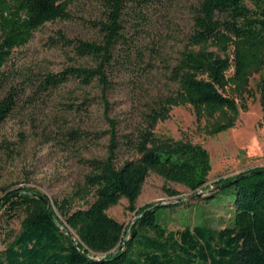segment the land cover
Listing matches in <instances>:
<instances>
[{"label":"trees","instance_id":"1","mask_svg":"<svg viewBox=\"0 0 264 264\" xmlns=\"http://www.w3.org/2000/svg\"><path fill=\"white\" fill-rule=\"evenodd\" d=\"M74 1L0 0L1 84L8 80L5 67L13 51L27 45L45 24L69 20L68 7ZM152 1L157 0H101L105 13L98 22L100 42L59 34L62 45L96 64L47 74L40 80L39 90L56 89L70 81L83 87L97 83L108 129L95 136L107 139L106 157L83 160L88 172L69 195L52 202L51 215L40 199L46 197L39 192L2 189L0 210L6 226L23 217L16 234L0 232L4 246L0 264H264V166L222 179L207 197H198L213 200L219 190L231 188V224L221 230L194 226L169 232L159 225L157 209L174 210L183 205L178 203L181 199L135 208L150 173L192 193L205 187L210 172L207 151L189 141L156 136L154 129L169 118L173 108L186 106L193 109L197 121L209 123L204 130L210 137L235 127L239 112L235 97L247 89L254 74L264 72V0H198L192 8L187 44L168 71L173 92L141 113L135 134L120 136L117 122L108 117L107 92L115 84L110 75L120 68L150 66L149 61L145 63V51H153L136 45L135 35L147 23L144 10L156 4ZM130 3L135 4L128 13L133 34L126 33L123 25ZM259 90L264 121V75ZM88 102L69 108L78 109ZM15 105L16 92L11 88L0 100V123ZM66 135L76 141L82 137L77 130ZM120 151L136 158H119ZM163 190L168 197L177 196L176 191ZM17 192L19 196L10 198ZM123 198L128 210L135 212L129 231L107 214ZM63 227L73 233L76 244Z\"/></svg>","mask_w":264,"mask_h":264},{"label":"rangeland","instance_id":"2","mask_svg":"<svg viewBox=\"0 0 264 264\" xmlns=\"http://www.w3.org/2000/svg\"><path fill=\"white\" fill-rule=\"evenodd\" d=\"M198 0H157L145 9L147 23L135 35L136 45H146L145 63L134 70L120 68L110 75L115 83L107 92L108 117L117 122L120 136L135 134L141 113L152 103L173 92L168 71L180 57L191 32L192 8ZM123 17L125 32L131 30L130 11L127 6ZM69 20L47 23L34 32L31 41L15 49L5 71L8 80L0 83V100L11 88L16 92V105L6 120L0 123V197L2 189L33 190L53 202L69 195L88 172L84 159H102L107 153V139L97 140L95 133L108 129L103 117L101 89L97 83L80 86L70 81L56 89L39 90L40 80L47 74L59 73L71 66H94L92 58H80L72 48L62 45L59 34L67 39L100 42L98 22L104 20L105 8L101 0H75L68 7ZM231 73V72H230ZM264 72L254 74L247 89L235 100L239 106L234 128L210 137L205 134V120L197 121L189 106L176 107L169 118L155 126L159 137L189 141L200 145L209 154L210 172L202 190L192 193L185 187L165 182L150 173L145 179L135 208L159 203H183L172 209L159 208L157 222L169 232L185 227L207 226L221 230L231 224L233 194L231 188L219 190L209 201L207 197L215 184L244 171L264 166V121L260 105L259 82ZM30 82H27L28 79ZM89 102L80 108L69 106ZM82 133L80 140H71L67 132ZM119 158L134 159L131 153L120 151ZM177 192L168 197L163 188ZM201 199V197H200ZM0 210V232L19 230L23 217L12 219L8 225ZM109 217L124 225L127 231L135 220V212L128 210V202L121 199L107 211ZM10 233V232H9ZM2 235V233H1ZM0 236V251L3 250Z\"/></svg>","mask_w":264,"mask_h":264},{"label":"water","instance_id":"3","mask_svg":"<svg viewBox=\"0 0 264 264\" xmlns=\"http://www.w3.org/2000/svg\"><path fill=\"white\" fill-rule=\"evenodd\" d=\"M240 178H242V177H240ZM235 181H237V179H235ZM229 183H232V182H229ZM19 195H20V193L17 192V193H15L13 196H11L10 198H12V197H17V196H19ZM40 199H41V201L43 202V204L48 208V210H49V214L51 215V214H52V210H53V208H54L53 203H52L49 199H47V198H43V197H41ZM160 205H162V204H160ZM62 230L64 231V233H65L66 235H68V237L71 239V241H72L74 244H76V243H75L76 238H75V236L73 235V233L70 232V231H69L68 229H66L65 227H63ZM122 246H123V245H122ZM76 249H77L78 251H81L80 247L77 246V245H76Z\"/></svg>","mask_w":264,"mask_h":264}]
</instances>
